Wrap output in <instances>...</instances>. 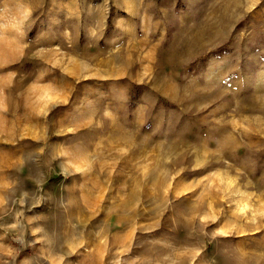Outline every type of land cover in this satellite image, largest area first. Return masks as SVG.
<instances>
[{
    "label": "rangeland",
    "instance_id": "obj_1",
    "mask_svg": "<svg viewBox=\"0 0 264 264\" xmlns=\"http://www.w3.org/2000/svg\"><path fill=\"white\" fill-rule=\"evenodd\" d=\"M0 264H264V0H0Z\"/></svg>",
    "mask_w": 264,
    "mask_h": 264
}]
</instances>
